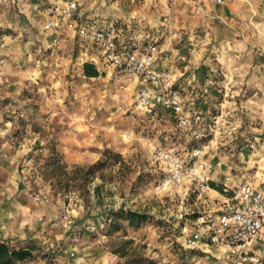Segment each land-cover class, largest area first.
Segmentation results:
<instances>
[{"label":"rangeland","instance_id":"1","mask_svg":"<svg viewBox=\"0 0 264 264\" xmlns=\"http://www.w3.org/2000/svg\"><path fill=\"white\" fill-rule=\"evenodd\" d=\"M253 16L247 22L260 46L264 18ZM239 37L245 38L243 32ZM159 47L167 51L166 45ZM50 52L44 51L50 55L44 60L57 62L62 56L61 50ZM32 61L36 59L18 62L26 67ZM78 67L67 73L39 72L41 78L34 76V82L23 85L9 103L15 147L28 143L18 157L19 166L27 171L34 189L49 197L55 214L53 240L41 250L68 264H214L206 253L184 244L197 217L207 214L206 197L193 185L162 184L166 170L155 159L154 147L160 143L190 158L194 147L209 142L212 148L204 160L211 154L221 162L226 173L221 179L229 175L237 182L247 172L259 178L264 173V85L235 93L234 87L223 83L224 72L218 68L204 95L209 108L184 129L166 111L143 113L130 81L122 75L101 69V75L86 77L82 65ZM193 131L202 136L195 138ZM106 149L119 153L121 160L92 177L73 172V165L105 159ZM56 153L64 168L50 164ZM260 183L264 185V180ZM111 209L136 210L150 218L138 228L125 220L121 228L111 229L106 221ZM67 212L72 215L70 229L59 222Z\"/></svg>","mask_w":264,"mask_h":264},{"label":"crops","instance_id":"2","mask_svg":"<svg viewBox=\"0 0 264 264\" xmlns=\"http://www.w3.org/2000/svg\"><path fill=\"white\" fill-rule=\"evenodd\" d=\"M66 1L0 0V58L4 61L0 64V241L15 245L30 240L39 246L50 244L53 240L51 220L55 219V214L49 203L33 200V193L39 190L32 186L25 168L19 166L18 157L22 156L28 143H21L18 149L15 147L11 137L15 128L10 119L13 116L10 100L18 95L23 85L32 84L34 76L41 78L39 72L42 71L67 73L76 65L78 68L82 65L83 70V63L89 61L99 71L108 69L120 74L103 61L96 45L82 41L64 20L53 27H45L47 5ZM76 1L77 23L103 26L116 22L121 42L131 41L135 48L149 42L166 45L167 51L161 52L158 66L171 73L184 107L194 122L204 109L209 108L204 95L218 68L224 72L223 83L234 87L235 93L264 85V52L260 49L264 50V38L258 42L260 47L247 22L253 14L255 20L264 18V0H223L220 3L215 0H176L175 3L173 0ZM240 24L244 26L240 27ZM241 32L245 37L243 40L239 37ZM137 33L141 38L136 41L133 36ZM48 49L54 55L61 50L62 56L57 62L44 60V55H48L44 51ZM24 59L36 61L27 62L23 67L18 61ZM130 86L137 103L139 83L132 81ZM205 161L209 182L215 183L203 205L207 212H211L217 207L216 190L222 188L221 173H226L214 155L208 154ZM250 174H243L237 183L246 182L264 188L260 183L264 180V173H260L259 178ZM196 249L206 253L214 264L228 261L223 245L202 243ZM58 258L59 262L68 264L60 256ZM30 264H44V260L37 258Z\"/></svg>","mask_w":264,"mask_h":264},{"label":"built area","instance_id":"3","mask_svg":"<svg viewBox=\"0 0 264 264\" xmlns=\"http://www.w3.org/2000/svg\"><path fill=\"white\" fill-rule=\"evenodd\" d=\"M76 9V0L48 4L45 27H53L60 20H64L82 41L100 49L106 64L126 80L139 83L136 101L140 108L147 112L166 111L176 120L178 127L190 128L191 115L184 107L175 80L168 70L158 66L162 52L159 45L149 42L135 48L131 41L121 42L116 22L103 26L77 23ZM140 38L139 33L133 36L136 41ZM192 134L195 138L202 136L199 131H193ZM211 148L209 142L196 146L191 151V157L187 158L163 144H156L155 159L166 170L162 184L167 186L188 182L199 195L206 196L212 187L204 155ZM29 162L30 159L27 164ZM216 193L217 207L214 211L197 217L196 227L184 236L185 246L192 249L202 243L211 246L223 245L228 255L226 264H264V188L246 182L237 183L229 175H225L222 188L217 189ZM32 198L37 202L49 203V197L41 191H35ZM59 222L62 227L70 229L73 222L71 213H64L59 217ZM49 264L61 263L55 261Z\"/></svg>","mask_w":264,"mask_h":264},{"label":"trees","instance_id":"4","mask_svg":"<svg viewBox=\"0 0 264 264\" xmlns=\"http://www.w3.org/2000/svg\"><path fill=\"white\" fill-rule=\"evenodd\" d=\"M83 73L87 77H96L101 74L96 65L89 61L83 63ZM103 156L105 159H101L88 166L73 165L72 170L75 173L92 177L101 168L112 166L117 160H121V155L119 153L112 152L108 149L103 151ZM54 157L55 158H52L50 164H53L54 167L58 166L61 168L66 166L61 163L58 153H56ZM209 183L211 187L215 186L213 181H210ZM149 218L150 216L147 213L136 210L111 209L109 210L106 221L111 229L121 228L125 220L129 227L138 228L141 224L148 221ZM191 250L196 251V249ZM37 258L49 260L50 263L57 261V259L51 256L50 252L42 251L41 246L31 240L19 245L7 241H0V264H30L31 262L36 261Z\"/></svg>","mask_w":264,"mask_h":264}]
</instances>
